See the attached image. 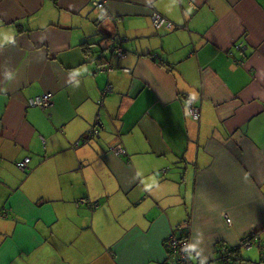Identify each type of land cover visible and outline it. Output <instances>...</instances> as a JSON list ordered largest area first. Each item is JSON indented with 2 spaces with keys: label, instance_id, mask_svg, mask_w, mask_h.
<instances>
[{
  "label": "crops",
  "instance_id": "obj_1",
  "mask_svg": "<svg viewBox=\"0 0 264 264\" xmlns=\"http://www.w3.org/2000/svg\"><path fill=\"white\" fill-rule=\"evenodd\" d=\"M0 210V264H170L186 220L197 264L264 244V0H0ZM234 258L264 264L259 243Z\"/></svg>",
  "mask_w": 264,
  "mask_h": 264
},
{
  "label": "built area",
  "instance_id": "obj_2",
  "mask_svg": "<svg viewBox=\"0 0 264 264\" xmlns=\"http://www.w3.org/2000/svg\"><path fill=\"white\" fill-rule=\"evenodd\" d=\"M96 8L104 9L105 2H94ZM152 22L154 25V28L156 30H161L163 27L169 28L170 30L174 28V24L167 20V18H164L161 16L160 13L154 12V16L152 17ZM119 58L120 60L125 59V54L121 49L115 50V58ZM154 58V56H153ZM111 62H104L103 66L107 65ZM129 71V70H127ZM113 90V87H112ZM53 96L51 93L43 94L39 97H36L34 99H31L29 101L30 107H48L51 103ZM188 110L189 114L194 120H199L201 116V109L199 107H196L193 103V100L190 99L188 101ZM111 151L117 153V155H125V152L120 148V146L112 145L110 148ZM30 163V158H26L23 162L19 163L17 166L21 170H25L28 168V165ZM82 202H86L83 200ZM225 219H227V222H229L228 216H225ZM190 235V222L185 221L181 225L174 228V232L167 240V246L169 250L172 253L173 262L171 260V264H197L193 262L191 258L190 253V247H188V243L186 238L188 239ZM242 246L245 248H250L252 246V243H259L262 250V257L264 258V244L261 243L260 236L256 232H251L247 234L242 240H241ZM224 250L220 251V255L225 259V255H223ZM201 264V263H199Z\"/></svg>",
  "mask_w": 264,
  "mask_h": 264
},
{
  "label": "trees",
  "instance_id": "obj_3",
  "mask_svg": "<svg viewBox=\"0 0 264 264\" xmlns=\"http://www.w3.org/2000/svg\"><path fill=\"white\" fill-rule=\"evenodd\" d=\"M92 38H94L93 37V35H91V37L90 38H87L88 39V41H90V39H92ZM93 40V39H92ZM84 46H85V49L87 48V47H89V45L90 44H87V43H85V44H83ZM91 46V45H90ZM116 47V49H121V48H118V46H115ZM84 49V50H85ZM88 49V48H87ZM122 50V49H121ZM123 51V50H122ZM123 53L124 54H126V52H124L123 51ZM118 58V57H117ZM114 93V91L112 90V91H110V92H107L106 93V96L108 97V96H110V95H112ZM34 108H36V107H34ZM100 113H102V111H99ZM98 112V113H99ZM97 129H98V127H97ZM96 129V130H97ZM96 136L97 135H95V137H94V139H93V141H95V138H96ZM73 146H75V145H73ZM23 162V161H22ZM19 163H21V162H19ZM18 163V164H19ZM17 164V165H18ZM97 204L99 205V202H97ZM182 224V223H181ZM181 224H178L177 226H179V225H181ZM176 226V227H177ZM175 227V228H176ZM174 232V231H173ZM245 237V236H244ZM186 240H187V243H188V247H189V240L186 238ZM254 245V243H252V246ZM252 246L249 248V249H251L252 248ZM167 247V252H168V256H169V259H170V261L172 260V262H173V257H172V253H171V251L169 250V248H168V246H166ZM222 250H224V253H223V255H225V259L223 260L224 261V263L225 264H232L233 262L232 261H235L236 260V258H234V256H236V257H238L239 255H240V253L243 251V250H248V248H245L244 246H242V243H241V240H240V242L236 245V246H232V245H230V244H222L221 245V247H220V249H219V251H222ZM261 255H262V250H261Z\"/></svg>",
  "mask_w": 264,
  "mask_h": 264
},
{
  "label": "water",
  "instance_id": "obj_4",
  "mask_svg": "<svg viewBox=\"0 0 264 264\" xmlns=\"http://www.w3.org/2000/svg\"><path fill=\"white\" fill-rule=\"evenodd\" d=\"M94 37V36H93ZM98 43V42H97ZM95 48H97V49H95ZM234 48L238 51V52H242L243 50H244V47L242 46V44H235V46H234ZM87 50H90L91 52H92V54H93V56L95 57V59H96V56H97V61L98 62H101L102 64L104 63V62H113V60H115L116 58H115V50H116V47L115 46H109V47H107V48H105V49H99L98 47H96L95 46V44L93 45V46H90L89 45V47H88V49ZM102 117H103V114L102 113H98V119H99V121L101 122V119H102ZM97 128V127H96ZM100 128L102 129V130H105V127L101 124L100 125ZM100 128H98L97 129V136H96V138H95V141H97V142H99L100 141V139L102 138V136H101V132H103V131H101V129ZM105 132V131H104ZM72 148L73 149H76V148H78V147H76V146H72ZM110 148H111V146H110Z\"/></svg>",
  "mask_w": 264,
  "mask_h": 264
},
{
  "label": "bare ground",
  "instance_id": "obj_5",
  "mask_svg": "<svg viewBox=\"0 0 264 264\" xmlns=\"http://www.w3.org/2000/svg\"><path fill=\"white\" fill-rule=\"evenodd\" d=\"M39 96H41V95H39ZM39 96H35V97L31 98V99H34V98L39 97ZM31 99H29V101ZM29 101H28V104H29ZM52 104H53V98H52L51 103H50V105L48 107H36V108H41V109H44L45 110V109H48L49 107H51ZM96 134H97V130H96V128H93V129L87 131L86 134H84L80 138V140L77 141L74 145L76 147H79V146H82V145H85V144H89V143H91L93 141V139H94V137H95ZM87 204H90V202H78L77 203V206L87 205ZM91 206L93 208H97L98 207L96 204H91ZM8 219H10L9 218V215L7 213H5L4 211L0 210V221H6Z\"/></svg>",
  "mask_w": 264,
  "mask_h": 264
},
{
  "label": "rangeland",
  "instance_id": "obj_6",
  "mask_svg": "<svg viewBox=\"0 0 264 264\" xmlns=\"http://www.w3.org/2000/svg\"><path fill=\"white\" fill-rule=\"evenodd\" d=\"M87 38V37H86ZM94 38H97V35H96V37H94ZM93 39V38H92ZM46 94V93H45ZM228 218H229V222H227V219H225V217H224V222H225V224L228 226V227H232L233 226V220H232V218H231V216L229 215L228 216ZM254 244H256V243H254ZM102 263L103 264H105V260H104V258L102 259ZM95 264H98V263H95Z\"/></svg>",
  "mask_w": 264,
  "mask_h": 264
},
{
  "label": "clouds",
  "instance_id": "obj_7",
  "mask_svg": "<svg viewBox=\"0 0 264 264\" xmlns=\"http://www.w3.org/2000/svg\"><path fill=\"white\" fill-rule=\"evenodd\" d=\"M110 151H111V150H110ZM30 162H31V159H30ZM83 200H85V199H83ZM83 200H82V201H83ZM82 201H81V202H82ZM85 201L87 202V200H85ZM186 221H188V220H186ZM184 222H185V221H184ZM182 223H183V222H182ZM250 233H251V232H250ZM243 238H244V237H243ZM243 238H242V239H243ZM242 239H241V240H242ZM220 256H221V255H220ZM221 258L224 260V258H223L222 256H221ZM170 264H171V261H170Z\"/></svg>",
  "mask_w": 264,
  "mask_h": 264
}]
</instances>
